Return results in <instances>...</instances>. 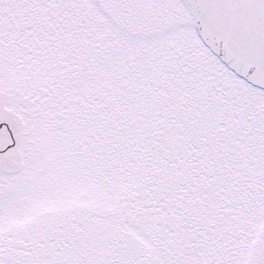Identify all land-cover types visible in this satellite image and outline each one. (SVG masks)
<instances>
[{
  "label": "snow or ice",
  "instance_id": "snow-or-ice-1",
  "mask_svg": "<svg viewBox=\"0 0 264 264\" xmlns=\"http://www.w3.org/2000/svg\"><path fill=\"white\" fill-rule=\"evenodd\" d=\"M0 264H264V0H0Z\"/></svg>",
  "mask_w": 264,
  "mask_h": 264
}]
</instances>
